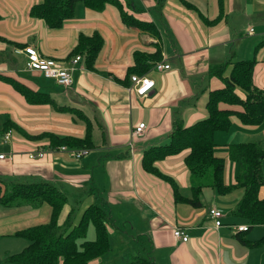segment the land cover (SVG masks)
<instances>
[{
    "label": "crops",
    "instance_id": "obj_1",
    "mask_svg": "<svg viewBox=\"0 0 264 264\" xmlns=\"http://www.w3.org/2000/svg\"><path fill=\"white\" fill-rule=\"evenodd\" d=\"M41 2L0 0V74L9 75L37 94L52 99V102L44 99L43 103H32L30 93L26 97L11 81L0 78V136L5 125L14 127L9 141L0 140V152L7 153L0 159L1 189H9L17 182H49L65 193L67 202L71 194L94 196L111 222L116 210L123 215L132 212L133 219L127 216L123 219L145 224L144 229L140 228L152 237L153 241L148 243L154 247V261L159 260L158 264H264V244H251L254 241L249 237L251 229L235 231V226L247 224V219L234 214V207L232 213L238 222L226 223L223 219L226 213L216 196L210 207L223 211V224L215 227L208 211L201 218V213L185 209L190 225L184 227L189 231V239L176 238L172 226L179 224H174L164 204L173 211L176 208L170 203L199 206L176 202L170 184L145 172L141 165L145 150L169 144L175 125L188 126L207 115L210 90L224 86L220 78L209 74L210 65L255 59L253 81L264 89V0H115L101 9L79 1L72 16L60 26H50L44 19L30 14L32 6ZM122 11L151 22L155 31L129 25L123 20ZM250 28H253L251 32ZM95 32L103 41L89 67L85 54H73V51L80 35ZM26 45H34L42 56L66 62L70 57L81 55L72 85L60 86L41 71L27 69L25 52L14 50ZM156 52L160 60L170 63V68H153ZM136 56L151 63L141 74L131 72ZM135 74L155 81L148 95L129 91L131 76ZM141 122L145 123L143 134L133 137V127ZM88 125L93 145L87 147L90 151L81 159L62 151L47 152L38 159L29 158L28 151L47 146L49 137L44 133L85 138ZM130 141L134 142V153L130 151ZM215 141L217 155L226 161L225 181L233 184L240 168L238 162L229 158L226 146L253 141L264 149V119L260 124L247 125L233 115L228 129L216 131ZM157 166L187 196L183 185L188 187L191 183L183 152L166 156ZM210 188L213 187L205 186L201 195L208 194ZM235 188H241L244 193L240 186L231 188L229 193ZM79 190L81 193L75 192ZM160 192L169 195L167 202ZM259 195L264 198V185ZM191 196L192 189L187 197ZM92 201L81 203L70 228ZM67 202L59 216L61 224ZM52 210L48 202L39 205L0 202V264H23L6 260L7 255L20 252L28 244L17 231L49 222ZM119 214L114 217L117 222L123 220H118ZM91 227L94 228L90 225L88 233ZM225 227L235 231L230 233L233 237L221 232ZM204 239L208 248L200 246ZM95 259L98 261L94 264L103 263L102 258Z\"/></svg>",
    "mask_w": 264,
    "mask_h": 264
},
{
    "label": "trees",
    "instance_id": "obj_2",
    "mask_svg": "<svg viewBox=\"0 0 264 264\" xmlns=\"http://www.w3.org/2000/svg\"><path fill=\"white\" fill-rule=\"evenodd\" d=\"M79 1L86 6L96 9L103 8L106 3L115 0H43L35 4L30 14L40 17L50 26H60L64 20L71 17ZM123 20L131 26L155 31V26L148 21H142L133 15L122 11ZM102 37L95 32L92 35H80L75 52L85 54V63L93 65L95 56L102 45ZM153 57L154 62L160 60L159 52ZM136 64L131 72L145 71L150 64L136 56ZM158 59V60H157ZM156 60V61H155ZM255 59H240L226 61L209 66V74L220 78L224 86L212 89L207 101V115L191 125H175L167 145L150 147L141 156V165L145 172L151 173L167 181L172 190L175 201H186L193 206H201V191L205 186H211L219 193H225L233 187H243L244 194L233 209L234 214L247 219L248 230L255 225H264V198L259 195L260 187L264 185V171L262 159L263 147L253 141L227 144L228 156L239 163V174L235 183L225 181L226 161L216 153L215 133L217 130H226L231 124V117L237 115L244 124H260L264 119V89L255 85L253 70ZM153 65V64H152ZM0 78L11 81L13 85L23 91L27 97L32 95L33 103H43V100L52 99L46 95H39L28 86L17 82L6 74ZM25 88V89H24ZM62 108V106H57ZM90 125L87 126L85 138L60 137L46 134L49 142L46 145L91 147ZM14 129L11 124L5 125L3 133ZM42 134V135H44ZM183 152V159L191 177L192 196H183L179 186L171 176L163 173L157 162L166 156ZM15 189H14V188ZM10 189V190H9ZM9 189H1L0 202L6 205L28 202L39 205L48 202L53 208L51 220L44 224H36L17 231V235L24 237L28 244L18 253L6 256L7 261L23 264H89L95 258L111 251V243L105 219L107 212L99 203L89 204L80 216L79 221L71 228L59 223V216L67 196L56 185L49 182H32L11 185ZM95 228V238L88 239L89 226ZM70 228V229H69ZM245 232V231H244ZM246 242V238H242ZM264 242V234L252 245ZM125 264H157L153 259L136 255Z\"/></svg>",
    "mask_w": 264,
    "mask_h": 264
},
{
    "label": "rangeland",
    "instance_id": "obj_3",
    "mask_svg": "<svg viewBox=\"0 0 264 264\" xmlns=\"http://www.w3.org/2000/svg\"><path fill=\"white\" fill-rule=\"evenodd\" d=\"M246 32H247V30L245 31V33ZM42 77H44V76H42ZM61 145H65V144H61ZM190 177H192V175H190V173H189V182L191 183ZM209 191L210 192H208V194H205V192H203V194L201 195L200 199H201L202 205L199 206L198 208H192V207L185 205V204H178L177 206H175V205H173V203H170V205L173 207V209L176 208V211L175 210L173 211L171 209V207L165 203L164 206L170 210L171 218H172L174 224H179L181 226H185L187 224H188V226L190 225L187 222L188 216H185V214H184L185 209H191L194 212L197 211V212L201 213V215H200L201 218L205 217L204 216L205 212L209 210L210 204L212 203L214 196H216L218 198L219 206L223 208L224 215L226 213V215L223 217V219L226 221V223L234 222L236 224L238 221L234 217V215L232 213V209L236 206V204H238L239 199L243 196L242 195V193H243L242 189L241 188H235L230 193H229L230 190L225 192V193H219L214 188H210ZM238 191H240L239 194H238ZM75 192L81 193L80 190L75 191ZM183 192L187 196L191 195L190 186L186 187L183 185ZM160 193H161L162 197L165 199V202H167L169 195L167 197L164 195V193H162V192H160ZM157 194L159 195V190H157ZM88 196H89V194H87V193L86 194L81 193V195L77 196V197H73L72 194L70 195L69 201L67 202L65 209L63 210V213H62V216H64V219L61 221L62 224H65V226L67 228L69 227V225L73 221V218H74L75 214H77L78 208L82 202H84L85 200H90V201L93 200L92 203L97 202L96 198H94V196H92L91 198H89ZM159 201H160V199H159ZM87 204H89V203H87ZM68 212H69L68 215H64L65 213H68ZM114 214H115L114 217L116 218V215L119 213H117V210H116ZM126 214L127 215L119 214L118 220L126 218V216L129 217V219H133V213L132 212H127ZM114 217H113L112 222L110 221V219H108V218L106 219V224H107V227L109 228L108 231H109V236H110V241H111V251H109L107 254L103 255L102 257H100L103 259V263H100V264H125L126 262H128L129 260L134 258L136 255H142V256H145V257H148V258L154 260V253H153L154 247L148 243V242H152L153 239H152V237L150 239L149 235H147L146 233L141 231V228L144 229L145 224L144 223H138L137 221H133V220L127 221L126 219H123L122 221L117 222V220H115ZM78 218H79V216H78ZM205 223L207 224V222H205ZM190 231L192 232V229H190ZM224 231L229 233V234L230 233L234 234L236 229L234 231L231 228L225 227L221 230V232H224ZM262 234H264L263 226L256 225L253 228H251L250 233H249V237L251 239L257 240L258 238L261 237ZM230 236L233 237L232 234H230ZM94 237H95L94 228L91 227L89 230L87 238L92 239ZM206 243H207V240L204 239L202 241V243L200 244V246L204 247V248H208ZM263 244H264V242L260 245H263ZM205 251L207 252L208 249H206ZM97 261L98 260L95 259L89 264H94L95 262L97 263ZM157 262H160V261L157 260ZM210 262H211V260H210Z\"/></svg>",
    "mask_w": 264,
    "mask_h": 264
},
{
    "label": "built area",
    "instance_id": "obj_4",
    "mask_svg": "<svg viewBox=\"0 0 264 264\" xmlns=\"http://www.w3.org/2000/svg\"><path fill=\"white\" fill-rule=\"evenodd\" d=\"M253 28H250V32ZM16 52H25L27 56L26 68L29 70H38L41 71L46 77L52 78L60 86H70L73 83V73L74 70L80 68V60L82 59L81 55H75L70 57L68 62L53 57V56H42L34 45H26L22 49L15 48ZM170 63L163 60H158L154 63L153 68L157 70H164L170 68ZM132 85L128 87L129 91H135L140 96L148 95L149 91L153 88L155 81L146 76V75H132L131 76ZM145 129V123L141 122L132 130V136H140L143 134ZM13 137V131L7 130L0 136L2 142H7L10 138ZM130 151L134 153V142L130 141ZM68 152L76 159H81L83 156L87 155L90 151L87 147H70L67 145H56V146H40L34 147L28 151V156L31 159L42 158L47 152ZM7 156V153L0 152V159H3ZM210 217L214 220L215 227L219 228L223 223L221 217L223 216V211L218 207L211 206L208 210ZM173 235L176 238L181 239L182 241H187L189 239V232L187 227L181 225H174ZM235 229L238 232L247 231L248 224H238L235 226Z\"/></svg>",
    "mask_w": 264,
    "mask_h": 264
}]
</instances>
